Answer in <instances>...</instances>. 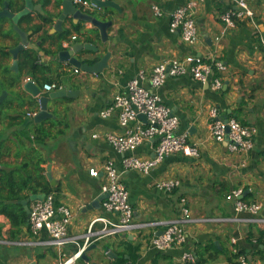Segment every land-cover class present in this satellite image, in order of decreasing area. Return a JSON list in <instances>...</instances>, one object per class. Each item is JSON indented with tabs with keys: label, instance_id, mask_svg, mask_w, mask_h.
<instances>
[{
	"label": "crops",
	"instance_id": "obj_1",
	"mask_svg": "<svg viewBox=\"0 0 264 264\" xmlns=\"http://www.w3.org/2000/svg\"><path fill=\"white\" fill-rule=\"evenodd\" d=\"M14 1L18 7L24 5V0ZM32 1L40 5L44 12L41 15L51 16L52 26L46 29L48 34H53L51 30L55 25L54 19L60 14L61 4L57 8V0H49L45 6H42V0ZM112 1L120 7L121 13L116 10L95 11L99 19L106 18V21L112 22L106 42H102L100 36L96 39L99 33L89 23L82 24L81 33L72 32V37L77 35L79 41L71 40L72 37L64 41L69 42V48L75 43L96 46L97 52L82 51L77 55L80 61L89 65L110 53L108 68L98 75L76 73L73 67L58 61V50L53 45L55 42L45 41L41 45V33L32 36L31 31L27 32L30 45L40 43L38 49L33 50L38 52V64L49 68L45 77L54 79L64 89L76 91L73 98L49 102L52 119L61 122L52 129V134L58 129H62L63 133L55 139H48L38 148L46 161L43 165L45 176L48 165L51 166L54 185H50L58 188V191L52 192L56 196V204L68 207L72 213L68 234H85L90 223L103 216L116 220L115 214H107L102 209L105 198L101 199V185L104 183L101 166L107 160L116 164L120 179L127 187L135 223L149 225L178 219L180 198L186 199L192 218L213 219L216 222L186 225V243L166 252L156 251L150 245V239L161 233L162 226H146L103 238L88 247L84 253L85 259L72 264H182L180 256L184 252L194 254L198 247L207 243H213L220 252L218 255L212 252L214 260L211 264H229L233 250L243 256L248 264H264L263 239L260 248L255 245V240H247L245 229L249 224L230 221L237 215L232 204L226 200L230 191L242 189L244 201L262 205L257 217H264V49L258 45L259 37L264 34V0H248L253 19L238 21L234 28H227L220 20L223 12L235 9L231 1L203 0L193 14L198 41L192 46L183 43L179 33L169 31L167 16L190 0ZM154 5L164 11L163 17L154 16ZM33 17L32 24H39L35 15ZM77 23L67 17L62 22V29L72 31V25ZM23 27L28 26L23 24ZM3 29H9V24L5 23ZM91 29L95 31L85 36ZM88 40H92V43ZM64 42L61 43L62 47ZM9 45V39L0 36V47ZM186 55L219 62L226 68L218 75L222 86L217 91L211 89L209 82L201 83L188 76L168 77L155 91L163 104L177 116V132L187 134L188 142L197 147L199 156L171 155L149 174L124 170L121 166L122 156L103 137L107 132H121L117 112L103 119L99 116L100 111L138 73L145 74L143 85L149 88L148 79L157 64ZM12 61V57L0 58V80L4 77L3 68L8 67L13 71L10 69ZM27 80L34 82L32 78L25 77L14 88L2 90L7 95L0 109V139L4 140V154L0 160L8 164L18 163L23 157V152L17 155L16 140L12 137L13 132L22 129L23 125H15L20 118L15 121L14 117L20 116L22 121L34 123L33 117L28 118L27 114L38 109L37 99L23 88ZM212 109L216 110L220 121L233 118L241 125L256 129L251 151L245 154L231 153L226 142L219 143L212 138L209 115ZM48 124L44 123L46 126ZM153 151L154 143H144L134 154L145 159L152 157ZM242 163L244 166H241ZM92 170L97 171L98 176H91ZM167 179L179 180L180 186L170 193L156 188L157 182ZM32 202H28L29 209ZM247 217L250 216L241 215L243 219ZM252 225L264 231V225ZM93 228L99 230L102 224L97 222ZM10 229L8 219L0 214V264L59 263L58 250L53 247L20 244H29L34 240L27 223L16 239L9 238ZM39 239H47L46 233L42 232ZM75 249V245L70 244L61 250L69 257Z\"/></svg>",
	"mask_w": 264,
	"mask_h": 264
},
{
	"label": "built area",
	"instance_id": "obj_2",
	"mask_svg": "<svg viewBox=\"0 0 264 264\" xmlns=\"http://www.w3.org/2000/svg\"><path fill=\"white\" fill-rule=\"evenodd\" d=\"M203 0H190L168 13V28L171 33H179L183 43L188 46L198 41V29L193 19L196 7ZM234 5V10H227L220 15V20L227 28H234L238 21L253 19V12L248 6V0H229ZM73 4L85 13H93L96 6L91 0H72ZM154 16L163 17L164 11L157 5L152 7ZM73 36L71 40H75ZM258 45L264 49V34L259 37ZM69 42L63 43V48L68 49ZM226 68L219 62L209 59H202L194 55H186L181 59H171L157 64L148 79L149 88L144 87L146 80L143 72L131 78L125 89L114 96L112 102L100 111L99 116L103 119L110 117L117 112V121L121 129L120 133L107 132L103 134L104 139L110 147L122 156L121 166L127 171H137L142 174H149L154 168L160 165L167 157L181 154L197 158L199 152L195 145L188 142L187 134L178 133L179 120L172 111L161 101L155 92L161 87L168 77L188 76L195 81L210 84L211 89L220 90L222 86L219 74ZM75 72L78 73L75 69ZM29 81V80H27ZM62 87L55 84H44L41 91L50 93L58 91ZM38 109L27 114L28 118L34 117ZM143 115L146 123L139 119ZM212 124L210 134L215 141L226 142L231 153L245 154L252 150L253 139L256 129L241 125L231 118L226 121L217 119L215 109L210 111ZM93 137L98 138V135ZM144 143H154L152 157L145 159L136 156L135 151ZM241 166H244L242 163ZM91 176H98L97 171H91ZM101 174L104 183L101 185V193L106 195L102 203V209L107 214H115L116 220L106 216L93 220L85 234L75 236L68 234V225L72 219V213L68 207L56 204V196L49 193L42 200L33 201L27 221L29 234L34 238L29 244L21 245H43L58 250V264H72L82 258L88 247L97 240L113 237L128 231L142 229L146 226L156 228L162 226L160 234L150 239V245L159 252H166L174 247H182L187 241L185 226L192 223H214L213 219H194L191 217L190 209L185 198L179 199L180 215L172 221L138 224L133 221V208L128 201V190L120 179L116 164L105 161L101 166ZM156 188L165 192H172L180 186L177 179H167L155 184ZM242 189H234L226 195V200L232 204L236 218L230 221H238L246 224L264 225V217H257L262 210L258 203H247L243 198ZM247 214L250 217L241 218ZM101 223L102 228L93 230L95 223ZM45 232L47 239L41 240L40 234ZM235 244V241L232 240ZM75 245L73 254L66 257L62 248L66 245ZM264 245V237H263ZM233 253H237L233 250ZM182 264H194L195 256L191 252H184L180 256ZM239 264H248L243 256L237 258ZM90 264V263H86Z\"/></svg>",
	"mask_w": 264,
	"mask_h": 264
},
{
	"label": "trees",
	"instance_id": "obj_3",
	"mask_svg": "<svg viewBox=\"0 0 264 264\" xmlns=\"http://www.w3.org/2000/svg\"><path fill=\"white\" fill-rule=\"evenodd\" d=\"M4 1L6 0H0V7H3ZM7 2L11 10L14 12H17L21 9V7L17 6L16 1L7 0ZM42 3V6L48 5L49 0H42ZM60 4V0L55 2V6L57 8L60 6ZM101 11L112 12L113 10L105 9ZM96 13L97 12L94 11V13H91L90 15L99 19L100 17L97 16ZM33 15H35V18L40 21L39 24H32L34 20ZM99 20L106 21V18L105 20L102 18ZM5 23L9 24V29L7 30L3 29V25ZM83 23L84 22H78L77 24L72 25V31L64 28L62 31L48 34V28L46 29V27L52 26L51 16L41 15L40 13H29L18 21L17 26L25 33L31 31L32 36L41 33L39 37V40L42 42L41 45H43L45 41L55 42L53 45L59 52L63 50L61 43L68 41L72 37V32L77 34L81 33L83 29ZM23 24H26L28 27L24 28ZM95 30L91 29L84 35L86 36ZM0 36L3 39L7 38L10 41V45L8 47H0V58L10 59V49L16 47L19 43V36L13 30L12 22L10 20L0 18ZM98 36L99 35L97 34L96 39H98ZM78 39L79 38L76 35L75 41ZM88 42L92 43V40H88ZM38 60V52L34 51L33 49L27 48L20 51L17 58L18 70L13 72L9 70L8 67L3 68L2 70L4 77L3 80H0V94L2 90L12 89L17 86L21 79L25 77L32 78L40 89H42L44 84L56 83L59 85V83L54 79L45 77V74L49 71V68L39 65ZM3 104L4 101L0 105V109ZM18 119L19 121L15 122L14 124L17 126L23 125V128L13 132L12 137L16 140L17 152H19L17 155H19L20 152H23V157L21 161L14 164H8L7 162L0 160V214L7 218L11 225V229L9 230L10 239H16V236L21 233L22 227L28 221L26 212L21 205V201L28 200L30 195H47L53 191H58V188L51 187L50 183L47 181L45 169L43 167L46 161L42 158L38 148L42 147L48 139H55L63 133L62 129H58L54 134H52V129L57 128V126L61 124L59 120L50 118L40 123L34 124L30 120L27 122L22 121L20 116L14 117L15 121ZM44 123L49 124L46 126ZM30 127H32V129H30ZM3 144L4 140L0 139V159L4 154ZM245 231L246 238L249 242L255 240V245L258 248L262 247L264 231L259 230L255 225L252 224L247 225ZM209 252H211V254L206 255ZM212 252L216 255L220 254L213 243H207L205 246L201 245L194 251V264H211L212 260H214L212 258ZM230 254L231 259L229 264H239L237 262V258L240 256V254L233 252Z\"/></svg>",
	"mask_w": 264,
	"mask_h": 264
},
{
	"label": "water",
	"instance_id": "obj_4",
	"mask_svg": "<svg viewBox=\"0 0 264 264\" xmlns=\"http://www.w3.org/2000/svg\"><path fill=\"white\" fill-rule=\"evenodd\" d=\"M92 3L95 4L96 10H105V9H113L117 12L121 13L120 7L114 3L112 0L110 1H104V0H91ZM31 10L36 11L37 13L43 14L44 12L41 10V7L39 4L35 5L33 4L32 0H24V9L18 13H11L9 11V4L7 1L3 3V8L0 10V18L8 19L12 22L13 30L18 34L19 36V43L16 47L10 49V54L12 57V66L10 69L13 71H17V58L20 51L30 48V49H38L39 42L36 43L35 46H32L28 43V34L21 31L17 23L18 21L25 15L29 14ZM71 18L73 19L74 23L77 22H84L89 23L94 29H96L99 33L100 40L102 42H106L108 40V31L112 26L111 21H102L97 19L96 17L89 15L80 9H78L72 2V0H61V7H60V14L57 18L54 19L55 25L53 29L51 30V33L58 32L62 30V22L65 20V18ZM82 51H92L97 52V47L92 44H83V43H75L72 45L71 48L63 49L62 51L57 53V59L62 64H67L76 69L77 71L88 73V74H94L98 75L103 72V70L108 68V60L110 58V53H106L103 55L97 62H95L92 65H89L88 63H83L80 61V59L77 58L78 53ZM28 93L32 95L35 99H37V105H38V112L33 117L34 123H40L46 119L53 118V114L49 111V102L50 101H56L59 99H68L73 98L76 94V91L67 90L64 88H61L58 91H53L48 93L47 95L42 94L41 89L32 81H27L26 84L23 87ZM7 93L5 91H2L0 94V105L6 98ZM139 119L142 120L144 123H146V119L143 115H139ZM51 166L48 165L47 172H46V178L50 182L51 185H54V182L52 181L51 177ZM45 194L41 195H31L28 200L22 201L21 204L26 212L27 218H29L30 209L28 206V202L36 201V200H42L44 198ZM102 198H106V195H103ZM82 258L85 259V255H82Z\"/></svg>",
	"mask_w": 264,
	"mask_h": 264
},
{
	"label": "flooded vegetation",
	"instance_id": "obj_5",
	"mask_svg": "<svg viewBox=\"0 0 264 264\" xmlns=\"http://www.w3.org/2000/svg\"><path fill=\"white\" fill-rule=\"evenodd\" d=\"M33 2V1H32ZM33 4H34V6L36 5L34 2H33ZM24 9V5L21 7V9L19 10V11H17V12H14L13 10H11V8L9 7V11L11 12V13H18V12H20V11H22ZM29 13H37L36 11H34V10H31ZM94 13V12H93Z\"/></svg>",
	"mask_w": 264,
	"mask_h": 264
},
{
	"label": "rangeland",
	"instance_id": "obj_6",
	"mask_svg": "<svg viewBox=\"0 0 264 264\" xmlns=\"http://www.w3.org/2000/svg\"><path fill=\"white\" fill-rule=\"evenodd\" d=\"M113 10V9H112Z\"/></svg>",
	"mask_w": 264,
	"mask_h": 264
}]
</instances>
